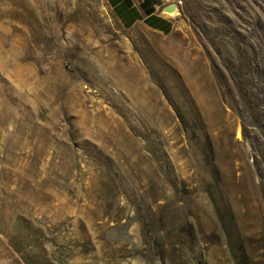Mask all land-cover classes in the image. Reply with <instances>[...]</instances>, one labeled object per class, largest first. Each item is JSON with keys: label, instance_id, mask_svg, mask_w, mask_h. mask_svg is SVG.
Masks as SVG:
<instances>
[{"label": "rangeland", "instance_id": "rangeland-1", "mask_svg": "<svg viewBox=\"0 0 264 264\" xmlns=\"http://www.w3.org/2000/svg\"><path fill=\"white\" fill-rule=\"evenodd\" d=\"M172 2L0 0V264H264V0Z\"/></svg>", "mask_w": 264, "mask_h": 264}, {"label": "crops", "instance_id": "crops-1", "mask_svg": "<svg viewBox=\"0 0 264 264\" xmlns=\"http://www.w3.org/2000/svg\"><path fill=\"white\" fill-rule=\"evenodd\" d=\"M108 2L114 10H117L118 16L125 24L131 21L137 14H140L143 18L136 19L133 25L140 20H144L148 16L145 9L149 11L154 10L153 14L166 18L160 11V8L165 6L166 0H108ZM166 19L170 20L169 18Z\"/></svg>", "mask_w": 264, "mask_h": 264}, {"label": "trees", "instance_id": "trees-1", "mask_svg": "<svg viewBox=\"0 0 264 264\" xmlns=\"http://www.w3.org/2000/svg\"><path fill=\"white\" fill-rule=\"evenodd\" d=\"M115 11L117 13V10H115ZM148 11L149 10L145 9V12L148 14V16L144 18V21L149 26H151V27H153L155 29H159V30L163 31L164 33H170L171 32V30H172V22L170 20H168L166 18H163L161 16H158L157 14H153L154 10L153 11H149V12ZM138 18H143V17L140 14H137L126 25H128V26L133 25V23ZM181 121L187 127V123H186L185 118L182 117V120ZM207 139L211 143V145H213L212 144V139H211V137L209 135L207 136ZM212 169H213L214 172H218V167L216 165H213ZM19 251H21V250H19Z\"/></svg>", "mask_w": 264, "mask_h": 264}, {"label": "water", "instance_id": "water-1", "mask_svg": "<svg viewBox=\"0 0 264 264\" xmlns=\"http://www.w3.org/2000/svg\"><path fill=\"white\" fill-rule=\"evenodd\" d=\"M180 13V7L177 2L167 4L162 9V14L169 15L171 18H176Z\"/></svg>", "mask_w": 264, "mask_h": 264}]
</instances>
